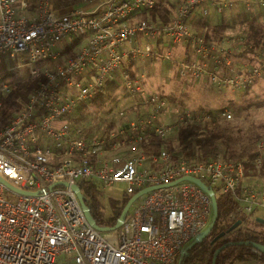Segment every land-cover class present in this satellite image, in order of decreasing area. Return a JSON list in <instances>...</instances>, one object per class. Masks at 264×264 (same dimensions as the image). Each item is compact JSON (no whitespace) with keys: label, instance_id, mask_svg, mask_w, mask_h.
I'll list each match as a JSON object with an SVG mask.
<instances>
[{"label":"built area","instance_id":"1","mask_svg":"<svg viewBox=\"0 0 264 264\" xmlns=\"http://www.w3.org/2000/svg\"><path fill=\"white\" fill-rule=\"evenodd\" d=\"M54 2L0 0V111L1 98L17 84L3 69L5 58L18 62L11 71L39 79L23 108L0 126V264H57L64 256L68 264H178L214 216L211 195L188 179L203 182L217 200L229 196L235 206L230 221H250L264 211V138L244 161L182 154L166 145L189 123L229 121L232 111L180 112L151 95L134 101L146 107L145 115L100 138L83 137L68 122L73 111L119 77L128 97L137 99L142 84L131 80L127 69L156 55L176 64L191 84L207 79L217 87L250 88L263 73L264 36L255 44L242 37L208 41L197 17L237 5L264 7V0H181L167 23L143 16L157 0H81L64 13ZM167 43L185 45L186 54L175 59L162 48ZM248 51L256 62L236 68L235 60ZM170 115L173 122L162 120ZM150 136L163 141L159 150L128 153ZM86 184L102 191L121 185L130 198L158 189L107 235L89 224L81 206L74 187L89 206Z\"/></svg>","mask_w":264,"mask_h":264},{"label":"rangeland","instance_id":"2","mask_svg":"<svg viewBox=\"0 0 264 264\" xmlns=\"http://www.w3.org/2000/svg\"><path fill=\"white\" fill-rule=\"evenodd\" d=\"M180 2L181 0H166L162 2V5L158 8L160 12L156 14L155 20L161 21V14L168 16V19L173 17L177 5ZM80 3L81 0H55L54 8L57 12H67L78 7ZM255 10L256 9H252L249 10L251 11L249 12L244 7L236 6L227 9L224 14H218L212 11L207 17L199 15L197 17V23L205 25L206 27L207 24L222 26L224 23L228 22V24H230V28H227L224 31V37L237 38L241 37L240 35H242L243 30L246 27L242 21L233 26V17L238 16L239 14L243 16L244 11H247V13L252 15L251 17H254ZM147 18H149L148 15ZM258 23L262 27V32H264V17H260ZM146 42L147 41H145V43ZM162 48L171 50L175 59H178L186 54L185 45H172L167 43V47L163 45ZM248 56L251 58L250 54H248ZM240 60V58L235 60V62L238 61L236 63L237 65L241 63ZM4 62L8 65V70H10L11 66L15 67L18 63L17 60H13L8 57L5 58ZM9 72L12 73V76L9 77V79L13 82H17L14 89L15 95L11 94L9 96H5L4 98H1V100L3 102V111H5V109L10 110L12 114L16 112L18 103H23L21 99H18V95L24 91V84H26L28 80L36 81L39 79L32 78L27 73L20 74L11 70ZM133 73L137 77L136 80H139L142 84V92L139 96L140 98L131 99L128 97L123 89V79L119 77L116 83L120 86L113 99H108L102 91L98 96H96L97 99L99 98L97 102L90 103L92 100L87 101L82 104L85 105L84 107L80 108V105L75 111H73L68 119L69 124L76 130L81 131L83 137L100 138L107 135L111 131L117 130L124 121H136L145 115L146 107H137L134 105V101L141 102V100L143 101L151 95H160L177 107L176 110L180 112L183 108L191 111L211 110L216 112L222 109L232 111L234 117L230 123H233V126L237 127L234 136L237 139H240L236 145L238 152L242 150L241 145L246 143L251 135L264 133V68L262 76L255 84H253V86L249 88L247 92L234 90H222L219 92L207 84L190 86L184 81L185 78L180 70L178 71L171 64L163 62L161 58L160 60L154 59V57L137 60L134 65ZM170 100H173L174 102ZM122 113L125 114V118H122ZM1 116H3V114ZM162 120L164 122H173L175 120V115L167 116V118L164 117ZM179 136L180 132L178 134V137ZM162 145L160 147L158 146L146 149L140 144H132L129 148L130 152L128 153L130 155L139 153L153 154L155 153L154 151L159 150ZM166 145L167 147L173 148L183 154L179 138L168 141ZM151 146L153 147L154 145ZM202 153L204 152L195 150L193 156L196 154L200 155ZM98 191H100L102 195L100 200L104 209L105 217L109 218L112 216L110 201H122L125 197L123 193V186H115L107 191L98 189ZM139 200L134 203L130 212H132L135 206L139 203ZM259 217L264 218V211L259 212L258 215L250 221H240L241 225L247 224L248 227L246 230L250 229L251 231H254V229H256L254 221ZM237 222L238 221H230V224L234 225ZM262 230L263 229H258V232ZM104 234L109 235L110 232ZM238 252V248H233L223 253V255L228 253L235 255ZM57 264H68L67 257L64 256L59 258L57 260Z\"/></svg>","mask_w":264,"mask_h":264},{"label":"trees","instance_id":"3","mask_svg":"<svg viewBox=\"0 0 264 264\" xmlns=\"http://www.w3.org/2000/svg\"><path fill=\"white\" fill-rule=\"evenodd\" d=\"M166 0H157L156 6L153 10L147 11L143 13V16L148 19L155 20L156 19V14L160 12L158 8L162 5V2ZM255 7L256 9L254 11V17H251L247 11H244L243 16L238 15L233 17V26L238 24L239 22H243L245 24V29L243 30L242 35H240L242 38L245 39L247 44H255L257 39L263 35L264 32H262V27L258 23L260 17H264V10H261V8ZM251 12V11H249ZM226 13L223 12L222 14ZM162 20L161 22L167 23L169 21L168 16L165 14L160 17ZM156 21V20H155ZM227 24V25H226ZM230 24L228 22L224 23L222 26H216V25H206L205 28V38L208 41L212 42H222L225 39H233V38H228L224 37V31L229 27ZM205 26V25H204ZM159 53L161 54L163 52V49L159 48ZM261 50L264 52V41L261 46ZM68 51L71 52V48L68 47ZM158 53V54H159ZM253 51H248L240 55L238 58H240L239 65L234 62V66L236 68H242L246 66L247 64L252 65L254 64L255 59L253 57L249 58L248 54H252ZM154 59L160 60L159 56H155ZM247 60V61H246ZM136 61L133 62V66L129 69H127L128 76L131 80H136L137 77L133 73L134 70V65ZM244 63V64H242ZM171 64V63H169ZM264 68V63H261ZM176 70H178L176 64H171ZM13 66H11L12 68ZM3 69L6 71L7 77H11L12 73L9 72L8 70V65L3 64ZM188 85L190 86H199L202 84H207L213 87L217 91H222V90H233L229 87H217L214 86L210 80L203 79L199 84H191L188 80H184ZM36 81L28 80L26 82L24 91L18 95V99H21L22 102H25L27 100V96L33 91V89L36 88L37 86ZM117 81H110L107 83L105 88L103 89L104 95L108 99H113L116 91L119 89V86ZM124 89V87H123ZM249 88L246 90H241L242 91H248ZM237 91V90H234ZM15 91L13 92V94ZM12 94V95H13ZM15 95V94H14ZM162 97V96H161ZM164 98V97H163ZM92 100V101H91ZM90 103H95L99 100L96 97L91 99ZM174 102L173 100H170ZM18 103V102H17ZM85 105L81 104V107H84ZM23 108L22 103H18L16 112H19ZM4 109V108H3ZM3 109L0 111V126H4L7 124L8 120L13 117L15 113L11 114L10 110L3 111ZM220 109V108H219ZM181 110H186L185 108ZM224 110V109H222ZM219 111H211V110H200V111H195L197 113L200 112H209V113H217ZM3 114V116H1ZM231 120H211L205 123H202L200 121H193L188 124V126L183 127L180 130V136H179V142H180V147L182 148V152L188 155H193L195 153V150L203 151L205 155H208L210 157H217L221 156L224 159L228 160H233V161H244L245 158L249 156V152L253 149V147L261 140L264 138V133H259L256 135H251L248 138V141L241 145L242 150L240 152L237 151L236 145L240 141V139H237L234 134L237 129V127L233 126V123H230ZM162 140L156 136H150L146 141H143L140 143L141 146L145 147L146 149L149 148H155V147H160L162 145ZM151 145H154L153 147ZM173 150V148H171ZM86 197L90 199L89 208H90V213L92 218L96 221V224L100 227L103 228H112L117 224V221L119 217L122 214L123 209L131 199L130 197H124L122 201H115L111 200V209H112V216L109 218L105 217L104 209L101 204L100 198L102 197L101 192L98 191V189L95 187L93 184H86L85 187L83 188ZM218 210H219V217L217 224L215 226L216 231L219 227L222 225L229 223L230 224V215L233 212L235 206L234 203L231 201L229 196L224 195L218 197ZM259 228H263V226H259ZM264 233V231H260ZM256 235H250L247 234V237L243 238L242 240H254L257 237H254ZM247 249L245 247L239 248V259H242L246 255ZM214 252H212V247L210 245V242L208 241H203L200 244L194 246L190 251L189 254L186 255L183 259V264H212V259L214 257ZM231 253L224 254L223 259L220 261L217 259V264H224L226 259H230Z\"/></svg>","mask_w":264,"mask_h":264},{"label":"flooded vegetation","instance_id":"4","mask_svg":"<svg viewBox=\"0 0 264 264\" xmlns=\"http://www.w3.org/2000/svg\"><path fill=\"white\" fill-rule=\"evenodd\" d=\"M261 219H264L263 217H259ZM257 219L254 221V225L256 229L254 231L246 230L248 225H240L238 228L231 230L232 226L229 223H226L219 227L216 231L215 227L211 234L207 236L203 241L210 242V245L212 247V252L216 253V251L223 246H226V248L221 252V254L218 256V260L223 259V253L233 249V248H243L245 247L247 249L246 255L239 259V252L235 255H231L230 259H226L224 264H264V253L256 250L253 246V244H260L264 246V233L258 232V229H263L264 231V225L257 222ZM259 226H263V228H259ZM252 229V228H251ZM247 234L250 235H256L254 237H257L254 240H242L243 238L247 237ZM220 235H224L222 238L218 237ZM242 242H249V245H242L239 246L236 243H242ZM235 244V245H232ZM215 255V254H214Z\"/></svg>","mask_w":264,"mask_h":264},{"label":"water","instance_id":"5","mask_svg":"<svg viewBox=\"0 0 264 264\" xmlns=\"http://www.w3.org/2000/svg\"><path fill=\"white\" fill-rule=\"evenodd\" d=\"M188 180H191L193 182H196L204 191H206L208 194L211 195L212 197V200H213V204H214V216H213V220L210 224V226L208 227V229L202 234L200 235L194 242H192L184 251L183 253L181 254L180 258H179V261H178V264H183V259L186 255L189 254V251L196 245L200 244L201 242H203V240L205 238H207V236H209L211 234V232L213 231L217 221H218V217H219V210H218V201H217V198L215 196V193L212 189H209L203 182L199 181V180H196V179H188ZM64 186H66V184H62ZM75 191L77 192V195H78V198H79V201L81 203V206L83 207L85 213H86V217H87V220L89 222V224L97 231L99 232H102V233H107V232H112V231H115L117 229H119L123 224L124 222L126 221L128 215H129V212L132 208V206L134 205V203L136 201H138L140 198H142L143 196H145L146 194H148L149 192L155 190V189H158V187H150V188H146L142 191H140L139 193H137L135 196H133L129 202L127 203V205L125 206V208L123 209L122 211V214L121 216L119 217L118 221H117V224L112 227V228H103V227H100L96 224V221L92 218L91 216V213H90V208L89 206L86 205L85 203V200H84V197L80 191V189L78 187H74ZM257 222L260 223V224H263L264 225V219H261V218H258L257 219ZM241 225V222L238 221L237 223H235L231 230H234L236 228H238L239 226ZM224 235H220L218 237L219 238H222ZM237 245L239 246H242V245H249L250 243L249 242H242V243H236ZM232 245H235V244H232ZM254 248L262 253H264V246L263 245H260V244H253ZM226 248V246H223L222 248L218 249L213 257V260H212V264H216L217 262V258L218 256L221 254V252Z\"/></svg>","mask_w":264,"mask_h":264},{"label":"crops","instance_id":"6","mask_svg":"<svg viewBox=\"0 0 264 264\" xmlns=\"http://www.w3.org/2000/svg\"><path fill=\"white\" fill-rule=\"evenodd\" d=\"M237 6L243 7L242 5H237ZM235 7H236V6H235ZM258 8H261V10H264V7H258ZM258 8H257V9H258ZM59 13H64V12H59ZM197 26L200 27V28H203V33L205 34V32H206V28H205V26H204V25H200V24H198V23H197ZM196 28H197V27H196ZM198 32H201V29H199Z\"/></svg>","mask_w":264,"mask_h":264}]
</instances>
